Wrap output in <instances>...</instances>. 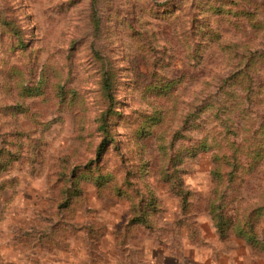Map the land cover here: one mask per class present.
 Segmentation results:
<instances>
[{
	"label": "rangeland",
	"instance_id": "374dc122",
	"mask_svg": "<svg viewBox=\"0 0 264 264\" xmlns=\"http://www.w3.org/2000/svg\"><path fill=\"white\" fill-rule=\"evenodd\" d=\"M251 226L264 0H0V264H264Z\"/></svg>",
	"mask_w": 264,
	"mask_h": 264
},
{
	"label": "trees",
	"instance_id": "16d2710c",
	"mask_svg": "<svg viewBox=\"0 0 264 264\" xmlns=\"http://www.w3.org/2000/svg\"><path fill=\"white\" fill-rule=\"evenodd\" d=\"M108 90V97L109 98H113V93L111 92V87L108 86L107 87ZM113 100V99H112ZM215 221H216V225L218 230L220 231V234H222L223 236L226 235V225L225 222L223 221V217H215ZM246 234H244V236L248 239V241H250L251 243H253L254 245L256 244V246L260 247L261 249L263 248L264 250V236L262 238H258V236L256 235V231L254 229L253 226H251V230L246 231ZM258 239V240H256Z\"/></svg>",
	"mask_w": 264,
	"mask_h": 264
}]
</instances>
